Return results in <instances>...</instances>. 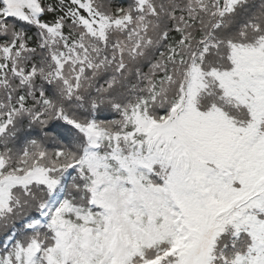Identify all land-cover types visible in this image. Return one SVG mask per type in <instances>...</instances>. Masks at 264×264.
<instances>
[{
  "label": "snow or ice",
  "instance_id": "obj_1",
  "mask_svg": "<svg viewBox=\"0 0 264 264\" xmlns=\"http://www.w3.org/2000/svg\"><path fill=\"white\" fill-rule=\"evenodd\" d=\"M0 264H264V0H0Z\"/></svg>",
  "mask_w": 264,
  "mask_h": 264
}]
</instances>
